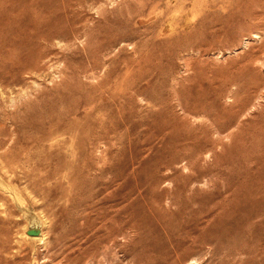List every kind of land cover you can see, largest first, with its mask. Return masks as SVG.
I'll return each instance as SVG.
<instances>
[{
	"label": "rangeland",
	"instance_id": "1",
	"mask_svg": "<svg viewBox=\"0 0 264 264\" xmlns=\"http://www.w3.org/2000/svg\"><path fill=\"white\" fill-rule=\"evenodd\" d=\"M48 3L0 0V264H264V0ZM24 29L57 33L30 75ZM92 196L135 229L97 246Z\"/></svg>",
	"mask_w": 264,
	"mask_h": 264
},
{
	"label": "bare ground",
	"instance_id": "2",
	"mask_svg": "<svg viewBox=\"0 0 264 264\" xmlns=\"http://www.w3.org/2000/svg\"><path fill=\"white\" fill-rule=\"evenodd\" d=\"M38 2H39V4L42 6L40 9H42V10H45V11H47V14H48V16H49V18L48 19H52L53 18V16H54V14L57 12H55V10H50V9H46L47 7H48V2H49V0H38ZM77 2V1H76ZM82 3V2H81ZM47 5V6H46ZM39 7V6H38ZM66 7V6H65ZM64 10V9H63ZM36 12V11H35ZM37 13V12H36ZM63 13V12H62ZM39 14V13H38ZM57 14V13H56ZM144 16V15H143ZM65 17H66V15H65ZM66 19V18H65ZM55 20V19H54ZM62 21V19L60 20V22ZM41 22V21H40ZM46 22V21H45ZM55 22V21H54ZM56 22H57V20H56ZM54 24H56V23H54ZM62 24V23H61ZM38 25V24H37ZM40 25H42V24H40ZM39 25V26H40ZM60 25V24H59ZM55 26H57V24L55 25ZM54 27V26H53ZM52 27V28H53ZM58 27V26H57ZM60 27V26H59ZM1 30L3 29V30H5V29H7V28H0ZM20 29H22V28H20ZM37 29H40V30H42L41 28H37ZM63 30H65V28H62ZM2 30V31H3ZM11 30H12V28H11ZM39 30V32H41ZM54 30V29H53ZM49 31V32H47V33H44V34H42V33H38L37 35H35L36 37L35 38H33L32 36H31V38L29 39V35L30 34H28L27 33V29H24L22 32H20V31H18V33H19V35H17L18 36V42L19 43H25L26 44V42L27 41H29L27 44H29V45H27V48H26V50H27V54H26V57L25 58H23V59H25V60H20L19 58V61H22L21 62V68H23V72L26 74V73H28L29 75L30 74H33L34 72H39L41 69H43V68H45V65H46V62H47V60H49L50 58H51V56H53L54 54H55V51H54V49L52 48V46L50 45V43H51V41L57 36V33L55 32V31ZM59 30V29H58ZM17 31V30H16ZM61 31V29L59 30V32ZM6 32V31H5ZM68 32V31H67ZM72 32H74V31H72ZM14 33V32H13ZM31 33V32H30ZM4 34V33H3ZM5 34H7V33H5ZM34 34H35V32H34ZM63 34V33H62ZM2 35V34H1ZM8 36H9V32H8V34H7ZM70 35V34H69ZM68 35V36H69ZM6 36V35H5ZM34 36V35H33ZM63 36V35H62ZM61 35H60V37H62ZM3 37V36H2ZM64 37H65V35H64ZM16 38V37H15ZM4 39V38H3ZM8 40V39H7ZM6 40V41H7ZM9 40H10V38H9ZM14 40V39H13ZM15 42V41H14ZM7 43V42H6ZM5 43V44H6ZM10 43H11V41H10ZM17 43V42H16ZM3 44V43H2ZM8 44V43H7ZM15 44V43H14ZM194 44V43H193ZM1 45V44H0ZM12 45V44H11ZM7 46H9V45H7ZM26 47V46H25ZM14 50V49H13ZM1 51H3V50H1ZM0 51V53H2ZM17 51V50H16ZM15 51V52H16ZM14 52V53H15ZM18 52V51H17ZM16 52V55H18V53ZM6 54H7V52H5ZM10 53V52H9ZM13 53V52H12ZM11 53V54H12ZM3 54V53H2ZM1 54V55H2ZM10 54V55H11ZM9 55V54H8ZM8 55H7V57H8ZM10 55H9V57H10ZM3 56V55H2ZM57 56V55H56ZM4 57H6V56H4ZM13 58V57H12ZM15 58H17V57H15ZM4 60V58H2L1 56H0V61H2V60ZM7 59V58H6ZM14 59V58H13ZM18 59L16 60V61H18ZM20 63V62H19ZM15 65V64H14ZM12 69V68H11ZM10 69V70H11ZM14 70V69H13ZM16 72V71H15ZM13 73V72H12ZM16 75H18V73L16 74ZM15 75V76H16ZM1 79H2V76L0 77ZM11 78H13V77H11ZM101 113V112H100ZM100 113L98 112V115H100ZM104 115V114H103ZM103 115H102V117H103ZM97 117V116H96ZM101 116H100V118H102ZM93 119V118H92ZM99 122V121H98ZM100 125H101V122H100ZM99 127V126H98ZM101 127V126H100ZM99 129V128H98ZM103 129V128H102ZM109 129H110V127H109ZM104 131H105V129H104ZM186 133V132H185ZM107 134H109V133H107ZM106 134V136H108ZM94 135V134H93ZM97 135V134H96ZM99 135V134H98ZM183 135H186V134H183ZM105 136V137H106ZM110 136H108V138H109ZM182 137V136H181ZM92 138V137H91ZM104 138V137H103ZM111 139V138H110ZM175 139V138H174ZM179 139V138H178ZM114 141V140H113ZM98 142V141H97ZM100 142H101V140H100ZM172 142V141H171ZM180 142V141H179ZM182 143L181 144H183V141H181ZM90 143V142H89ZM99 143V142H98ZM165 143V142H164ZM170 143V142H169ZM168 143V144H169ZM174 143V142H173ZM172 143V144H173ZM185 144V143H184ZM192 145V144H191ZM166 146H167V144H166ZM177 146H181V145H177ZM171 147H173V146H171ZM194 147V146H193ZM178 148V147H177ZM184 148H185V146H184ZM189 148V147H188ZM204 148V147H203ZM161 149V148H160ZM169 149H170V146H169ZM174 149V148H173ZM176 149V148H175ZM107 150V149H106ZM179 150V149H178ZM195 150V149H194ZM197 150H200V148H197ZM196 150V151H197ZM104 151V150H103ZM103 151H100L101 153H103ZM161 151H163V150H161ZM105 153H106V151H104ZM157 153H158V151H156ZM160 152V151H159ZM164 152V151H163ZM176 152V151H175ZM264 152V151H263ZM101 153H99V154H101ZM104 153V154H105ZM174 153V152H173ZM185 153H186V151H185ZM190 153V152H189ZM197 153H198V151H197ZM176 154V153H175ZM180 154V153H179ZM191 155H192V152L190 153ZM256 154V153H255ZM260 154V153H259ZM172 155V154H171ZM194 155V154H193ZM254 155V154H253ZM154 156V155H153ZM152 156V157H153ZM169 156V155H168ZM176 156H177V154H176ZM180 156V155H179ZM189 156V155H188ZM195 156V155H194ZM258 156V155H257ZM261 156H262V154H261ZM155 157H156V155H155ZM173 157H175V156H173ZM192 157V156H191ZM167 158V157H166ZM178 158V157H177ZM176 158V159H177ZM185 156H184V158H179V159H177V160H172V161H170L171 159H173V158H171L170 157V160H169V162L168 163H164L165 164V170L167 171V170H171L170 171V173L172 172V170H173V167H174V164H178L179 163V165H180V163H181V161H183V163L185 162L184 160H185ZM188 158H190V157H188ZM154 159V158H153ZM152 159V160H153ZM168 159V158H167ZM160 160V159H159ZM165 160V158L164 159H162V161H164ZM187 160V159H186ZM193 160V159H192ZM195 160V159H194ZM187 161H189V159L187 160ZM256 161V160H255ZM158 162V161H157ZM157 162H155L156 163V166L158 165V163ZM160 162V161H159ZM257 162V161H256ZM186 163V162H185ZM184 163V164H185ZM155 165V164H154ZM153 165V166H154ZM175 165V166H176ZM185 165H188L187 163L185 164ZM109 166V165H108ZM184 166V165H183ZM189 166V165H188ZM194 166H195V164H194ZM109 167H111V166H109ZM155 167V166H154ZM158 167V166H157ZM156 167V168H157ZM160 167H161V165H160ZM187 167V166H186ZM189 167H191V166H189ZM247 167V166H246ZM245 167V168H246ZM159 168V167H158ZM192 168V167H191ZM155 169V168H154ZM162 169H163V166H162ZM243 169V168H242ZM241 169V170H242ZM261 169V168H260ZM164 170V169H163ZM164 170V171H165ZM103 171V170H102ZM163 171V172H164ZM176 171H178V170H176ZM113 172V171H112ZM163 172H158V173H162L163 174ZM169 172V171H168ZM166 173V174H169V173ZM117 173V172H116ZM154 173V170L152 171V173L151 174H153ZM174 173V172H173ZM172 173V175H175V174H173ZM113 174H114V172H113ZM133 174V173H132ZM154 174H156V173H154ZM165 174V172H164V175H166ZM150 175V174H149ZM159 175H161V174H159ZM186 175V174H185ZM189 175H192V174H189ZM194 175V174H193ZM113 176V175H112ZM112 176H111V178H112ZM114 176H115V174H114ZM113 176V178H116V177H114ZM118 176V175H117ZM147 176V175H146ZM152 176V175H151ZM150 176V177H151ZM155 176V175H154ZM154 176H153V178H154ZM171 176V175H170ZM182 176V175H181ZM235 176H237V175H235ZM250 176V175H249ZM119 177V176H118ZM129 177V176H128ZM127 176H126V178H128ZM149 177V176H148ZM148 177H146L147 179H149ZM174 177V176H173ZM185 177V176H184ZM193 177V176H192ZM126 178H124V179H126ZM146 178H144L143 177V181H144V179H146ZM117 179V178H116ZM146 179V180H147ZM165 179H167V176H155V178L153 179V180H151V181H149L150 183L153 181V183H155V184H160L161 185V182L162 181H164L163 183H165L166 181H165ZM174 179V178H173ZM176 179H179L178 177L176 178ZM189 179V178H188ZM237 179H239L238 177H237ZM236 179V180H237ZM113 180V179H112ZM118 180V179H117ZM168 180V179H167ZM243 180V179H242ZM241 179H240V181H242ZM116 181V180H115ZM124 181V180H123ZM126 181H128V179H126ZM148 181V180H147ZM146 181V182H147ZM169 181V180H168ZM244 181V180H243ZM246 181V180H245ZM179 182H180V180H179ZM183 182L185 183V181L183 180ZM191 182V181H190ZM181 183V182H180ZM259 183V182H258ZM114 184V183H113ZM115 184H117L116 182H115ZM123 184V183H122ZM148 184V183H147ZM179 184V183H178ZM105 185V184H104ZM103 185V186H104ZM112 185V184H111ZM160 185H158V186H160ZM244 185V184H243ZM264 185V184H263ZM119 186V185H118ZM120 186H121V184H120ZM125 186V185H124ZM127 186V185H126ZM140 186H141V184H140ZM145 185L143 184V186L142 187H144ZM147 186V185H146ZM145 186V187H146ZM154 186V185H153ZM180 186L181 185H179V186H177V187H179L180 188ZM251 186H252V184H251ZM254 186V185H253ZM260 186V185H259ZM147 187H151V186H147ZM154 187H157V185H155ZM176 187V188H177ZM236 187V186H235ZM241 187H242V185H241ZM240 187V188H241ZM119 188V187H118ZM182 188V187H181ZM181 188L180 189H178V190H181ZM191 188V187H190ZM190 188H188V190L190 189ZM249 188V187H248ZM260 188V187H259ZM104 188H102L101 190H103ZM114 189V188H113ZM144 188H142V190H143ZM147 189V188H146ZM183 189V188H182ZM231 189V188H230ZM233 189H234V187H233ZM236 189V188H235ZM244 189H246L245 187L243 188V190ZM261 189V188H260ZM77 189H75V191H76ZM79 190V189H78ZM94 190V189H93ZM96 190V189H95ZM114 190H116V189H114ZM141 190V189H140ZM145 190V189H144ZM152 190H153V188H152ZM187 190V191H188ZM238 190H240V189H238ZM248 190H250V189H248ZM74 191V192H75ZM108 191V190H107ZM147 191H151V189L150 190H148L147 189ZM146 191V192H147ZM162 191V190H161ZM173 191V190H172ZM182 191V190H181ZM189 191H191V189L189 190ZM241 191V190H240ZM253 191V190H252ZM263 191V190H262ZM78 192V191H77ZM82 192H83V190H82ZM103 192V191H102ZM118 192V191H117ZM178 192V191H177ZM86 193V192H85ZM93 193H95V192H93ZM110 193H112V191L110 192ZM121 193V192H120ZM120 193H118V195L120 196ZM157 193V192H156ZM250 193V192H249ZM264 193V192H263ZM75 194V193H74ZM116 194V193H115ZM122 194V193H121ZM154 194V193H153ZM153 194H150L151 196L153 195ZM158 194V193H157ZM156 194V195H157ZM181 194V193H180ZM248 194V193H247ZM259 194V193H258ZM77 195V194H76ZM132 195V194H131ZM230 195V194H229ZM232 195V194H231ZM237 195V194H236ZM95 196V195H94ZM100 196H102V195H100ZM107 196H109V195H107ZM111 196V195H110ZM129 196V195H128ZM147 196V195H146ZM150 196V197H151ZM154 196H155V194H154ZM162 196V195H161ZM170 196V195H169ZM168 196V198H170ZM172 197L174 196V195H171ZM178 196H179V193H178ZM249 196V195H248ZM73 197V196H72ZM75 197V196H74ZM93 197V196H92ZM163 197V196H162ZM171 197V198H172ZM235 197V196H234ZM247 197V196H246ZM250 197V196H249ZM77 198V197H76ZM124 198V197H123ZM131 198V197H130ZM146 198V197H145ZM156 197H154L153 199H155ZM158 198H160V197H158ZM165 198V197H164ZM167 198V199H168ZM174 198H176V197H174ZM232 198V197H231ZM237 198V197H236ZM69 199H73V198H69ZM68 199V200H69ZM75 199V198H74ZM90 199H92V198H90ZM125 199V198H124ZM147 199H149V196H148V198ZM166 199V198H165ZM165 199H164V201H165ZM187 199H189V198H187ZM131 200V199H130ZM175 200V199H174ZM178 200H180V198H178ZM190 200V199H189ZM244 200H245V198H244ZM263 200V199H262ZM105 201V200H104ZM107 201H108V199H107ZM117 201V200H116ZM119 201V200H118ZM129 201V200H128ZM132 201V200H131ZM150 201H152V200H150ZM168 201V200H167ZM167 201H165L166 202V204H168V202ZM249 201V200H248ZM106 202V201H105ZM125 202V201H124ZM156 202V201H155ZM162 202V201H161ZM164 202V203H165ZM175 202V201H174ZM177 202V201H176ZM71 203V202H70ZM132 203V202H131ZM138 203V202H137ZM137 203H135V205L137 204ZM179 203V202H178ZM184 203V202H183ZM237 203V202H236ZM240 203V202H239ZM262 203V202H261ZM76 204V203H75ZM80 204H84V205H86L85 206V208H84V211H83V215H82V217H81V220H79V222L81 223V221H82V228H80V229H78L80 232H82L83 234H85V236H86V234H90V235H92L91 237H93L94 239H95V241H96V245L98 246V245H100V244H102V243H104V242H106V241H115L114 239H115V236L116 235H119V234H122L123 232H126V230L128 231V230H133V229H135V223H127V224H120V223H118V222H116L115 221V219L114 218H112V216H110V215H108V214H106V213H103V212H99V211H97V210H95L94 208H96V207H92V204H98V201H96L95 199H94V197H93V199L92 200H88V201H84V202H80ZM154 204V203H153ZM181 204V203H180ZM179 204V205H180ZM258 204V203H257ZM99 205H101V204H99ZM98 205V206H99ZM131 205V204H130ZM168 205H172L173 206V204L171 203H169ZM178 205V204H177ZM230 205V204H229ZM119 206V205H118ZM155 206V205H154ZM166 206V205H165ZM171 206V207H172ZM176 206V205H175ZM121 207V206H120ZM122 208V207H121ZM120 208V209H121ZM138 208H139V205H138ZM159 208H160V206H159ZM165 208V207H164ZM166 208H167V210H170V209H168V207L166 206ZM165 208V209H166ZM173 208V207H172ZM179 207H177V209H178ZM97 209V208H96ZM106 209H108V208H106ZM117 209V208H116ZM119 209V208H118ZM127 209V208H126ZM135 209V208H134ZM163 209V208H162ZM165 209H163V211H165ZM235 209V208H234ZM252 209V208H251ZM136 210V209H135ZM141 211V210H140ZM139 211V212H140ZM152 211V210H151ZM249 211V210H248ZM258 211V210H257ZM133 212V211H132ZM148 212V211H147ZM255 212V211H254ZM259 212V211H258ZM136 213H138V211L136 212L135 211V214ZM142 213V212H141ZM252 213V212H251ZM74 214V213H73ZM134 214V215H135ZM131 215H133V213L131 214ZM138 215V214H137ZM156 215V214H155ZM188 215V214H187ZM191 215V214H190ZM189 215V216H190ZM240 215V214H239ZM159 216V215H158ZM161 217H162V215H160ZM246 216H248V215H246ZM262 216V215H261ZM133 217V216H132ZM177 217V216H176ZM117 218V217H116ZM178 219V218H177ZM76 223V222H75ZM118 223V224H117ZM262 223V222H261ZM99 224V225H98ZM234 224V223H233ZM80 227H81V225H80ZM132 232V231H131ZM174 232V231H173ZM184 232V231H183ZM129 232H127V234H128ZM191 233V232H190ZM171 234H172V232H171ZM193 234V233H192ZM120 236V235H119ZM172 236H174V235H172ZM118 237V236H117ZM88 240V239H87ZM93 240V239H92ZM91 240V241H92ZM177 240V239H176ZM89 241V240H88ZM180 241V240H179ZM110 244V243H109Z\"/></svg>",
	"mask_w": 264,
	"mask_h": 264
},
{
	"label": "water",
	"instance_id": "3",
	"mask_svg": "<svg viewBox=\"0 0 264 264\" xmlns=\"http://www.w3.org/2000/svg\"><path fill=\"white\" fill-rule=\"evenodd\" d=\"M29 234H31V235H36V234H38L39 232L37 231V230H29V232H28Z\"/></svg>",
	"mask_w": 264,
	"mask_h": 264
}]
</instances>
